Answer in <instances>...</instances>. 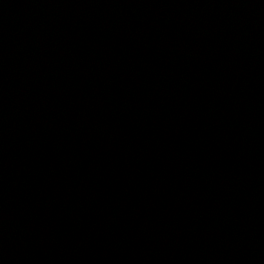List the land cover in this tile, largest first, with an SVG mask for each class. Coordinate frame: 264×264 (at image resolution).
I'll return each instance as SVG.
<instances>
[{
    "label": "water",
    "instance_id": "95a60500",
    "mask_svg": "<svg viewBox=\"0 0 264 264\" xmlns=\"http://www.w3.org/2000/svg\"><path fill=\"white\" fill-rule=\"evenodd\" d=\"M0 264H264V0H0Z\"/></svg>",
    "mask_w": 264,
    "mask_h": 264
}]
</instances>
